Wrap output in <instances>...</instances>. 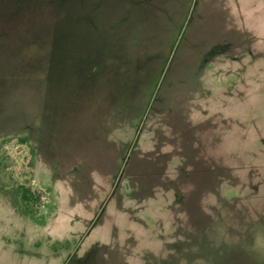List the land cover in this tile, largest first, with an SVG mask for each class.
<instances>
[{"label": "rangeland", "instance_id": "1", "mask_svg": "<svg viewBox=\"0 0 264 264\" xmlns=\"http://www.w3.org/2000/svg\"><path fill=\"white\" fill-rule=\"evenodd\" d=\"M0 148V264H264V0H0Z\"/></svg>", "mask_w": 264, "mask_h": 264}, {"label": "trees", "instance_id": "2", "mask_svg": "<svg viewBox=\"0 0 264 264\" xmlns=\"http://www.w3.org/2000/svg\"><path fill=\"white\" fill-rule=\"evenodd\" d=\"M9 140L10 139H4L1 143V145L4 146V144L7 143ZM19 140L21 143H27L29 141L27 136L26 137H20ZM0 150H1V148H0ZM16 190H17L18 194H20V198L24 202L31 203V202H33L34 198L36 200H38L39 196H35L34 192L29 187H26L24 185H20L17 187Z\"/></svg>", "mask_w": 264, "mask_h": 264}]
</instances>
